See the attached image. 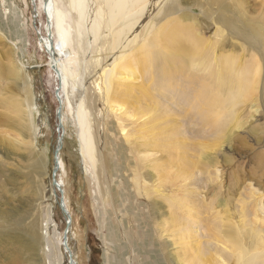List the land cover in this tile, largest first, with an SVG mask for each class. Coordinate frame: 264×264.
<instances>
[{
	"label": "rangeland",
	"instance_id": "374dc122",
	"mask_svg": "<svg viewBox=\"0 0 264 264\" xmlns=\"http://www.w3.org/2000/svg\"><path fill=\"white\" fill-rule=\"evenodd\" d=\"M45 2L0 0V264H68L60 196L76 264H264V0H52L71 61Z\"/></svg>",
	"mask_w": 264,
	"mask_h": 264
},
{
	"label": "bare ground",
	"instance_id": "6f19581e",
	"mask_svg": "<svg viewBox=\"0 0 264 264\" xmlns=\"http://www.w3.org/2000/svg\"><path fill=\"white\" fill-rule=\"evenodd\" d=\"M108 1H110L112 3L113 7L115 6L116 8L121 9L123 11L125 6L128 4V2L130 0H108ZM132 1H137V0H132ZM81 2H82V0H76L77 5H81ZM45 3H46L45 8L47 7L46 11L50 17L49 21H51L52 29L55 31V34H56V47H57L56 53H57V56L59 55V57H60V55L64 54V55H66L67 60H69L70 50H69L68 41H67V34L63 30L62 25H61L62 13L60 12V10L54 8L52 0H46ZM176 30H175V32H172V33H169V31H167L168 33L164 32V34L157 35V38H155V40H156L157 46L159 45L158 42L160 40L163 41L161 46L159 45L162 50L169 51V52L171 51L176 57H180L181 54L183 55V53L186 52L187 48L190 47V45L186 46L187 43H192V45L195 46V45H198V40L196 38H192V36H190L191 38L186 37V39L189 40V42H188V40L184 39L185 38L184 34L182 32H179L178 30L177 31ZM170 32H171V30H170ZM183 40L187 41V43L183 42ZM43 41L45 43V47L47 48V51H48V53L51 57V60H52V55L54 54V49H53V46L51 43V38L49 39L48 37H45V39ZM160 48H159V50H160ZM70 59H72V57ZM149 60H151V59L143 57V63H145ZM69 61H71V60H69ZM51 65L54 68V64L51 63ZM55 65L58 68L60 79H61V81H63L64 75H65V73H64L65 68L59 63V61H57L55 63ZM124 69H127V70H123L120 73H123L124 75H126L128 77L134 75V70L136 69V67L134 66L133 59H130L128 61V67H126ZM126 90L129 91L130 87H126ZM140 94L142 96H147V97L150 96L149 91L145 87H143ZM59 97H61V96H59ZM78 121H79L80 129L77 133V139H78V148H79L80 155L82 158L86 159V161L89 162L94 167L95 166L94 145L92 144L93 142H92V140L88 134V130L86 129L85 118H84V116H82L81 113H79V115H78ZM155 142L158 143V141H155ZM58 143H59V148H58V151H59L61 141L59 140ZM160 143H161V146L163 149H171L174 146V143L172 141H171L172 145L167 143V141H165V140L161 141ZM56 155H57L58 167H59L60 161H59V157H58V152ZM56 182L61 187L60 182H58V180H56ZM63 204H64V208L66 209V205H65L64 201H63ZM66 211H67V209H66ZM67 213L69 215L68 211H67ZM69 220H70V215H69ZM61 244L63 245L62 240H61ZM66 245H67V243H66ZM72 260L74 261V264H76L75 260L74 259H72Z\"/></svg>",
	"mask_w": 264,
	"mask_h": 264
},
{
	"label": "water",
	"instance_id": "95a60500",
	"mask_svg": "<svg viewBox=\"0 0 264 264\" xmlns=\"http://www.w3.org/2000/svg\"><path fill=\"white\" fill-rule=\"evenodd\" d=\"M55 96H56L57 101H58V107L56 109V117L58 119L57 130H59V128L61 127V122H60L61 100H60V97L58 95V86L55 89ZM59 140L61 141V139L58 137L57 144H56V147H55L54 152H53L54 153V156H53L54 163H53V167H52V170H51V178H52V184L54 185V187L59 191L60 194H62V189L60 188V186L58 185V183L55 180V175H56L57 170L59 168L58 167L57 155H56L57 152H58V148H59V143H58ZM59 207H60V210L62 211V213L64 214V216L67 217L66 227H65V230H64L63 235H62L63 247H64L65 251L67 252L68 264H74V261L72 260L73 259L72 255H71V253L68 250V247L66 245V235H67V230H68V226H69V215H68L66 209L64 208L62 196L59 197Z\"/></svg>",
	"mask_w": 264,
	"mask_h": 264
}]
</instances>
